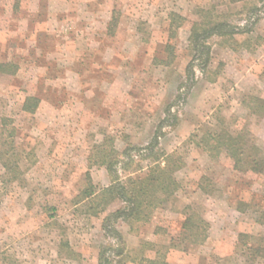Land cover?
<instances>
[{
	"label": "rangeland",
	"instance_id": "obj_1",
	"mask_svg": "<svg viewBox=\"0 0 264 264\" xmlns=\"http://www.w3.org/2000/svg\"><path fill=\"white\" fill-rule=\"evenodd\" d=\"M0 61L19 66L0 81V264H264L263 173L206 149L234 132L263 168L264 0H0ZM151 169L149 222L120 197L89 210V182ZM202 213L204 241L182 228Z\"/></svg>",
	"mask_w": 264,
	"mask_h": 264
},
{
	"label": "trees",
	"instance_id": "obj_2",
	"mask_svg": "<svg viewBox=\"0 0 264 264\" xmlns=\"http://www.w3.org/2000/svg\"><path fill=\"white\" fill-rule=\"evenodd\" d=\"M14 1V6L16 4V6L18 5V3L21 0H13ZM115 8H113L111 10V16H110V21L108 22V28L107 31H110L111 29V33L114 32V28L112 29V26H115L117 23V19H118V15L115 14ZM172 16V17H171ZM170 16V25L172 26V24L174 23V20L178 18V23L177 25L179 26L182 21L184 20V18L178 16L177 14H171ZM196 36V33L191 35V41L194 40V37ZM166 59H168V63L171 61L172 57L169 54L168 56H166ZM19 70V66L15 63H12L10 61H0V81L3 80L4 78H8V80L11 81V79H13V77L17 74ZM262 75V74H261ZM263 75H264V71H263ZM262 103H264V101H260ZM40 103V98L37 97L36 95H27L24 98L21 110L22 112H26L29 114H34L39 106ZM7 119L6 118H2V123H6ZM225 141L227 144H221V145H217V142L214 141V143L210 144L208 147L206 146V149L209 151L210 154H212V151H216L215 149L221 150L223 151V149H225L226 147V152L229 154V156L231 155L233 158H239L240 155L242 154V158H243V162L245 164H243V167L245 168L246 172H250V173H254L256 175L262 174L264 173V163H263V168L259 171L256 168V161L254 158H251L250 156V152H248L246 150V148H239L236 150V148H234V145L236 143V138H235V133H225ZM213 140V138H212ZM247 154V155H246ZM98 161V160H97ZM238 163L240 162L239 160H237ZM117 164V160L115 159L113 162H108L105 167L107 168V170L111 173V176L114 178L115 177V172L116 170L114 169L115 166ZM8 165L7 163H4V166ZM254 165V166H253ZM236 168V167H235ZM128 169V170H127ZM141 170L140 165L137 167H135L134 169H130L128 165H123L122 164V173H125L126 175H130L131 173H134L136 171ZM127 171V172H126ZM152 169L149 170L148 174L145 176V178L141 179L138 177V179L141 180H135L131 181L132 183H128V185L132 186L133 184H135L136 182L139 183V185H135V187L132 186L131 189H127L125 184H121V183H116L115 180L112 179V183L106 187V188H102L99 190L98 194H94V190H95V186H93L92 183L89 182V187L88 189L84 192L85 193V197L88 199V201H92L94 203L93 207L91 206V208H89V210L94 214H98L101 211H104L106 208V205L115 197H120L122 199H124L125 201L129 202V206L128 208H126L124 210V212H122V214L124 215V217L126 218H130L131 221H146L149 222V218L151 216L150 213L145 212V208L146 206H148V203L150 205V202H143L145 197L144 192L146 190H151V189H155L153 187V181L154 178L152 176ZM155 177V176H154ZM115 179V178H114ZM136 179V178H135ZM170 182V181H169ZM171 191L169 190L170 195H172L174 193V191L176 190V187L174 186V182L172 180L171 183ZM94 196V197H92ZM245 206H248L247 204H245ZM238 211L240 210V208H236ZM241 211V210H240ZM258 211V219L256 220L257 223L264 225V205L262 206L261 210H257ZM116 213L120 214V211H115V213H111L110 215L108 214L103 222L107 223L110 221V216L116 215ZM197 216H194V214H189L188 216H185L183 223H182V228L185 230H188L190 232L193 231H198L200 229V225L202 224L204 227L203 229H201L202 234L200 235L201 237V241H204V239H206V236H204V233L206 232V230H208L209 224H207L204 220L201 221V218ZM113 234L115 236H120L115 230H112ZM244 237H247L246 234L244 233H239L238 235V239H242ZM249 237V236H248ZM120 245L123 244V242H119ZM122 246V245H121ZM245 246V245H244ZM247 249H249V247L245 246ZM264 247V246H263ZM264 251V248L262 249ZM122 253V250H121ZM100 260H98V264H110L109 259H107L105 257V253L104 254H100L99 257ZM121 264V263H118ZM125 264V263H123ZM137 264H142V262H138ZM144 264H166V262H159L156 259H147L146 262Z\"/></svg>",
	"mask_w": 264,
	"mask_h": 264
},
{
	"label": "crops",
	"instance_id": "obj_3",
	"mask_svg": "<svg viewBox=\"0 0 264 264\" xmlns=\"http://www.w3.org/2000/svg\"><path fill=\"white\" fill-rule=\"evenodd\" d=\"M263 175H264V173H263ZM205 214H201V218L207 223V224H209V222H208V220L206 219V217L204 216Z\"/></svg>",
	"mask_w": 264,
	"mask_h": 264
}]
</instances>
